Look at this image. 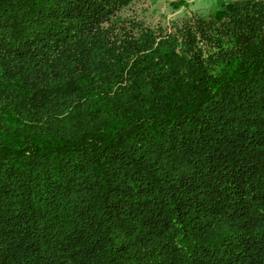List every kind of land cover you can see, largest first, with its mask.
<instances>
[{
    "label": "trees",
    "instance_id": "1",
    "mask_svg": "<svg viewBox=\"0 0 264 264\" xmlns=\"http://www.w3.org/2000/svg\"><path fill=\"white\" fill-rule=\"evenodd\" d=\"M132 1L0 0V264H264V0Z\"/></svg>",
    "mask_w": 264,
    "mask_h": 264
},
{
    "label": "rangeland",
    "instance_id": "2",
    "mask_svg": "<svg viewBox=\"0 0 264 264\" xmlns=\"http://www.w3.org/2000/svg\"><path fill=\"white\" fill-rule=\"evenodd\" d=\"M229 0H133L122 17L158 28H171L192 15H208Z\"/></svg>",
    "mask_w": 264,
    "mask_h": 264
}]
</instances>
